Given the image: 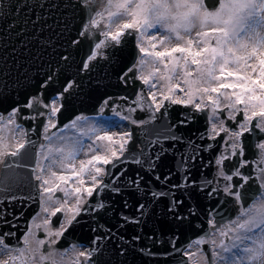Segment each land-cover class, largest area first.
<instances>
[{
    "label": "snow or ice",
    "instance_id": "obj_1",
    "mask_svg": "<svg viewBox=\"0 0 264 264\" xmlns=\"http://www.w3.org/2000/svg\"><path fill=\"white\" fill-rule=\"evenodd\" d=\"M5 130L0 264H264V0H0Z\"/></svg>",
    "mask_w": 264,
    "mask_h": 264
},
{
    "label": "water",
    "instance_id": "obj_2",
    "mask_svg": "<svg viewBox=\"0 0 264 264\" xmlns=\"http://www.w3.org/2000/svg\"><path fill=\"white\" fill-rule=\"evenodd\" d=\"M218 2V0H217ZM140 136H144L145 137V142L153 137V136H160L163 135V129H161L159 132L154 131L153 128H150L147 126V124L145 125L144 128L140 129L137 133ZM135 158L130 157L131 159V164L129 165H125V167H127L129 169V172L135 171L136 169L140 168V169H145L146 172L151 173V169L148 168V166L145 164V161L143 159H140L139 157L142 155H145L144 153H140L137 152L135 154H133ZM159 155V153H158ZM123 170V169H121ZM129 179L128 177H125V180ZM174 182V181H173ZM165 184V181L163 179H161L160 181L156 182V183H150V190L153 193H163L165 192V188L163 187V185ZM108 187H111V185H108ZM139 196H143V189H141V191L139 193H135L133 192L131 194V198L129 199V206L127 208V213L126 215H135V205L137 202V199ZM125 199H128V197H124ZM121 196H116L115 197V211L117 213L119 212H123L124 208H123V204L121 203ZM110 218V219H109ZM101 219H105L106 222H110L113 225H115V218L113 216V213L111 211H108L105 213H101ZM133 230H138V229H133L132 227H130L128 229L129 232L133 231Z\"/></svg>",
    "mask_w": 264,
    "mask_h": 264
},
{
    "label": "rangeland",
    "instance_id": "obj_3",
    "mask_svg": "<svg viewBox=\"0 0 264 264\" xmlns=\"http://www.w3.org/2000/svg\"><path fill=\"white\" fill-rule=\"evenodd\" d=\"M0 134L5 135V136L8 135L7 130H5L4 133H0ZM191 250H192L194 253L196 252V248H193V249H191ZM193 264H194V262H193Z\"/></svg>",
    "mask_w": 264,
    "mask_h": 264
}]
</instances>
